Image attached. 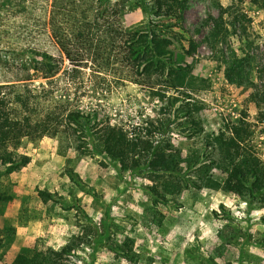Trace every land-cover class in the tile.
Listing matches in <instances>:
<instances>
[{"label": "rangeland", "instance_id": "1", "mask_svg": "<svg viewBox=\"0 0 264 264\" xmlns=\"http://www.w3.org/2000/svg\"><path fill=\"white\" fill-rule=\"evenodd\" d=\"M52 2L0 0V85L26 82L39 91L51 90L52 102L90 113L100 127L123 130L131 140L143 138L151 146L140 144L134 157L139 166L130 161L124 167L100 141L102 131L79 132L76 141L58 133L23 142L20 151L31 162L8 179L13 198L0 206V230L6 232L0 264L74 240L80 244L70 264H264L260 200L216 187L169 188V174L160 183L144 164L148 149L164 140L181 150L184 170L197 157L204 162L201 155L216 143L220 128L241 119L251 123L249 151L264 158V8L245 0L228 11L232 0H189L178 30L185 48L195 40L197 51L187 56L176 42L174 50L176 59L192 70L183 88L161 89L113 80L85 67L72 72L67 60L51 78L33 68L24 71L23 62L36 52L64 59L49 26ZM238 10L251 18L243 22L245 33L243 26L235 30L228 25ZM222 13L227 37L213 48L205 40L208 29L198 28ZM149 19L139 6L124 17L132 30L145 28ZM230 47L250 55L255 86L228 82L222 51L228 54ZM181 106L190 108L203 133L195 135L190 125H182L189 112L177 116ZM169 117L174 118L170 124ZM198 165L189 168L188 178L197 179ZM209 169L224 182L222 169Z\"/></svg>", "mask_w": 264, "mask_h": 264}, {"label": "trees", "instance_id": "2", "mask_svg": "<svg viewBox=\"0 0 264 264\" xmlns=\"http://www.w3.org/2000/svg\"><path fill=\"white\" fill-rule=\"evenodd\" d=\"M232 1L228 11L233 5L245 0ZM188 2L189 0H53L49 26L52 38L64 59H58L48 52H36L30 62H23L22 69L28 71L33 68L45 78H51L60 72L63 61L67 60L72 72L85 67L97 74L108 75L113 80L130 81L149 88H183L192 68L188 62L176 59L175 42L191 57L195 55L198 46L195 40H189V46L185 48L182 44L184 35L178 30L185 19ZM252 2L264 8V0ZM136 6L150 14L148 25L141 29H128L124 17ZM231 15L232 21L228 25L235 30L243 26L244 20L251 21L242 10ZM203 27L208 29L205 40L213 48H217L227 37L223 13L219 17L209 16L198 31ZM245 32L244 27L243 33ZM244 51L243 48L242 55L232 47L228 54L222 51L226 64L225 76L231 84L240 87L255 86L250 74L251 57ZM51 94V90L39 91L36 86L31 87L26 82L0 85V206L13 198L8 181L10 175L31 162V156L20 151L23 142L37 143L49 134L58 133L76 141L80 138L77 136L79 132L89 130L97 135L102 131L100 141L107 146V152L124 167L130 161L136 163V167L139 166L140 162L134 160V157L140 152V144L151 146V142L143 138L131 140L123 130L100 127L90 113L67 110L65 102H52ZM156 94L160 95L159 89ZM189 109L181 106L175 111L177 116L188 111V114H184L187 118L182 125H190L195 135L203 133V126ZM173 120L174 118L169 117L168 123ZM252 134L251 123L245 119L222 126L215 138L216 143L212 147L210 145L207 154L201 155L204 162H200L197 157L194 165L189 166L188 163L190 169L199 163L195 171L197 179L187 177L191 172L189 168H183V162L187 160L170 140L160 141L158 145L150 147L147 151L150 158L144 164L158 175L160 183L169 174L172 178L169 188H222L249 195L253 200H260L261 206H264V158L249 151L248 142ZM208 147L209 144L206 149ZM210 165L227 174L223 183L211 176ZM262 221L264 222V218ZM5 233L0 230V255L5 245ZM78 244L80 243L74 240L59 249L48 247L33 254L20 253L12 264H70V256L76 254Z\"/></svg>", "mask_w": 264, "mask_h": 264}]
</instances>
